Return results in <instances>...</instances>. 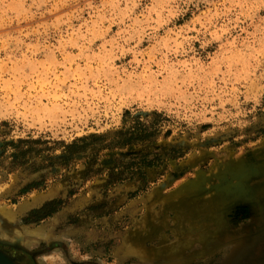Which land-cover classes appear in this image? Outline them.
Here are the masks:
<instances>
[{"label": "rangeland", "instance_id": "obj_1", "mask_svg": "<svg viewBox=\"0 0 264 264\" xmlns=\"http://www.w3.org/2000/svg\"><path fill=\"white\" fill-rule=\"evenodd\" d=\"M0 249L264 264V0H0Z\"/></svg>", "mask_w": 264, "mask_h": 264}, {"label": "trees", "instance_id": "obj_2", "mask_svg": "<svg viewBox=\"0 0 264 264\" xmlns=\"http://www.w3.org/2000/svg\"><path fill=\"white\" fill-rule=\"evenodd\" d=\"M86 140H87V138L77 139L76 141H74L73 144L68 146V149H69L68 151H72V150H74L77 147H79V148L86 147V144L81 146V147L79 146V142H83V141H86ZM36 142H39V140H36V139H33V140L18 139L17 141L9 143V145L14 146V148L16 149V151H15L16 157L19 159V157L21 158V157L25 156L32 149V147H30V146L25 147V144L36 143ZM143 160H144V164H146V165H151L152 164V162L147 160V159H143Z\"/></svg>", "mask_w": 264, "mask_h": 264}, {"label": "bare ground", "instance_id": "obj_3", "mask_svg": "<svg viewBox=\"0 0 264 264\" xmlns=\"http://www.w3.org/2000/svg\"><path fill=\"white\" fill-rule=\"evenodd\" d=\"M242 166V165H241ZM233 167V166H232ZM235 167V164H234ZM233 169V168H232ZM216 173V172H215ZM224 176V174H223ZM218 178V177H217ZM216 179V178H215ZM222 180V178H221ZM220 182V181H219ZM219 184V183H218ZM201 185V182L199 180H196V182L192 185V187L196 186L199 187ZM240 187V185H238ZM238 187V188H239ZM235 188V187H234ZM191 188H186V190H190ZM194 189V188H193ZM237 189V188H236ZM250 194V193H249ZM247 189L245 188H240L236 191L234 190H228L227 188L221 190V192L216 196V199H227V200H233V199H241V198H246L249 196ZM0 259H2L6 264H8L4 258L0 255Z\"/></svg>", "mask_w": 264, "mask_h": 264}, {"label": "flooded vegetation", "instance_id": "obj_4", "mask_svg": "<svg viewBox=\"0 0 264 264\" xmlns=\"http://www.w3.org/2000/svg\"><path fill=\"white\" fill-rule=\"evenodd\" d=\"M0 252L10 261L11 264H16V262L6 252L1 249Z\"/></svg>", "mask_w": 264, "mask_h": 264}, {"label": "water", "instance_id": "obj_5", "mask_svg": "<svg viewBox=\"0 0 264 264\" xmlns=\"http://www.w3.org/2000/svg\"><path fill=\"white\" fill-rule=\"evenodd\" d=\"M1 253V252H0ZM2 254V253H1ZM6 260L10 263V261L6 258ZM0 264H6L2 259H0ZM11 264V263H10Z\"/></svg>", "mask_w": 264, "mask_h": 264}]
</instances>
